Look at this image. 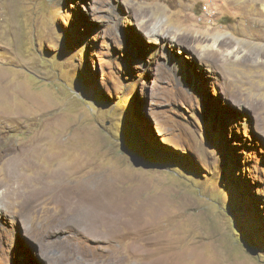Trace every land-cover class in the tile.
Listing matches in <instances>:
<instances>
[{"label": "rangeland", "instance_id": "rangeland-1", "mask_svg": "<svg viewBox=\"0 0 264 264\" xmlns=\"http://www.w3.org/2000/svg\"><path fill=\"white\" fill-rule=\"evenodd\" d=\"M262 48L264 0H0V264H264ZM58 169L146 228L59 221Z\"/></svg>", "mask_w": 264, "mask_h": 264}, {"label": "bare ground", "instance_id": "bare-ground-1", "mask_svg": "<svg viewBox=\"0 0 264 264\" xmlns=\"http://www.w3.org/2000/svg\"><path fill=\"white\" fill-rule=\"evenodd\" d=\"M262 52L264 53V48H262ZM12 157L16 158V156H12ZM67 168L69 169V167H66V169ZM58 170L59 171L52 174V176L55 177V180L53 179L54 184L52 183L46 184L44 187L49 190L55 189L57 191L54 195L59 199V202L63 205L61 209V215L64 217L59 221H63L66 218L69 222L73 223L72 220L69 219V216L67 215V213L70 212L71 214L74 215L73 218L74 220L79 221L83 219V222L85 220L86 226L89 229L99 228V226L102 224L104 225V229L107 232L114 231L113 233L116 234L118 233L117 232L118 229H120V227L118 226L120 223L122 224L121 226H123L125 229L129 231L135 230L142 232L143 229L146 228L147 223L145 225L143 224L141 227H138V225L143 221L141 211L142 208L149 203L148 199H147L148 201L146 200L143 201L141 205L139 204L140 206H138L137 209L130 210L129 203L132 201L131 198H127V196L118 197L116 192L112 188V185L107 183L105 180L99 178L100 174L98 175V172L97 173L96 171L91 172L90 174L76 181L74 180L67 181L64 173L65 170L64 171H61L60 169ZM16 171L17 170L14 167H11V169L9 168L8 171V176L10 177L9 184H12V182L15 181L16 178L17 179L19 178L15 176L17 175L15 174ZM26 179L28 178H23V180ZM28 187H30V190L27 196L36 197L40 190L32 191L30 184H28ZM6 190L9 193L10 190L8 188H6ZM135 192L137 191L135 190ZM153 209H154L153 212L160 211V208L156 206H154ZM158 215L159 212H156L155 215L152 214L151 219L156 218ZM44 228L46 231L47 227L45 226ZM143 264H159V260L145 259Z\"/></svg>", "mask_w": 264, "mask_h": 264}]
</instances>
